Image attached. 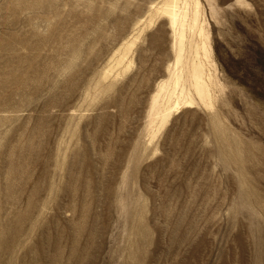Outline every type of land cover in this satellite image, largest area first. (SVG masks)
Masks as SVG:
<instances>
[{
    "label": "rangeland",
    "instance_id": "1",
    "mask_svg": "<svg viewBox=\"0 0 264 264\" xmlns=\"http://www.w3.org/2000/svg\"><path fill=\"white\" fill-rule=\"evenodd\" d=\"M0 264H264V0H0Z\"/></svg>",
    "mask_w": 264,
    "mask_h": 264
},
{
    "label": "bare ground",
    "instance_id": "2",
    "mask_svg": "<svg viewBox=\"0 0 264 264\" xmlns=\"http://www.w3.org/2000/svg\"><path fill=\"white\" fill-rule=\"evenodd\" d=\"M192 73V72H191Z\"/></svg>",
    "mask_w": 264,
    "mask_h": 264
}]
</instances>
